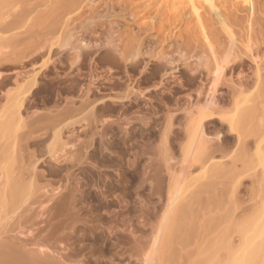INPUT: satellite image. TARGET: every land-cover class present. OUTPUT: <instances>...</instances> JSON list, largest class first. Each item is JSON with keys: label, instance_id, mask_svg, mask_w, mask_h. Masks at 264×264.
I'll return each instance as SVG.
<instances>
[{"label": "rangeland", "instance_id": "rangeland-1", "mask_svg": "<svg viewBox=\"0 0 264 264\" xmlns=\"http://www.w3.org/2000/svg\"><path fill=\"white\" fill-rule=\"evenodd\" d=\"M144 1L142 3V0H101L99 3H95V7L98 8L97 10H100L103 6L99 5L105 2V10H108L112 17V19L111 17L109 19L112 22H117L118 27H114L118 31L114 35L113 39L115 42H118L117 46L118 48L120 47V50H124L126 48V46L129 44L128 41L131 38H142L145 39V43L143 42L144 45H149L151 48L152 46H155L156 48L153 47V49L155 48L157 51L159 48V33L154 30H149L148 26L153 25L152 28H158L160 25L167 27L168 23L178 19L179 23H173L169 27V30H175L177 31V34H182L181 36L187 35L188 33L190 36L192 35L190 38L197 40V49L196 51L191 49V52L194 51L197 55H203L204 58L208 59V47L205 44L197 21L189 15L190 11L188 9L187 0ZM229 1L230 0H223L222 3L224 4L219 3V6L221 9L220 14H223L222 16L225 15L224 18L227 22V25L230 27L235 36V51H239V54L244 53L246 44L249 42V44H252L256 48L260 47L262 44V38L264 40V36H260L263 33L262 32L260 34V32L264 30V0H252V10L250 11L248 10V6L241 3L240 0H238V3L237 1H234L233 3ZM147 3H150V12H148L150 6L147 7ZM41 5L45 4L41 2ZM145 10L148 13L144 12ZM113 14H118L120 17L115 18L112 16ZM132 14L135 16L131 17ZM143 14H145V16ZM176 15H178V17L180 15L181 19H179L180 17L176 18ZM212 17L214 16H212L210 13L203 12L202 24L204 25L205 33L209 39L208 41L210 42L213 51L217 55H220L227 47L228 37L221 29L219 23L216 22V19H214L215 17ZM248 19L250 21H248ZM247 21L250 23V27L248 26L249 23ZM108 27L109 21L107 22L105 20V24H103L101 27L102 29L105 28V34L107 33ZM139 27L144 28L145 31L143 29H138ZM102 29H98L95 32L94 37H92L94 40L98 39L96 36L102 33ZM166 32L167 30L164 29L163 33ZM0 35L2 37L8 38H6V40H0V76L2 77H8L7 72L11 71L12 69H22L29 66L31 69L24 73L26 76L23 77V81H25L31 74L40 70L42 63L46 59L51 61L47 69L43 72L45 77L42 78L41 75L38 77V80L45 82V84L49 81H61V83L77 82L79 86H87L90 75H92L94 78L96 77L93 81V86L91 87L92 93L89 95L91 100L100 99L98 100L100 103L94 107L95 117L98 121L91 123L92 126L90 125L91 128L89 127L90 130L95 132L92 142V148H94L90 149L85 163L79 167L75 165L70 166L69 164L60 165L56 167H58V169L59 167H64L59 169L60 171L58 170L57 172L53 173L48 168H51L54 166V164H51V162L49 163V161L48 163H45L47 162L45 161L46 159L43 161L44 163H38L39 165L37 169L41 172L44 170V174L42 178L40 177L39 182L49 183L52 181L49 184H51L53 187H56L58 184H61L62 186V184H64V182L67 180L69 190L71 188L70 186H72V188L76 190L75 192V190L71 188V190L75 192V195L77 194L75 197L78 199L81 198L79 200L76 198L78 203H76L74 207L79 209L80 212L83 211L82 216H87L88 214L87 217L91 220L88 221V223H90L91 227V223L93 222L92 225L95 226L92 227L95 230H92V228H89L88 226V230L90 229V231L87 230L88 233H86V230H81L78 236L79 240L76 239L75 242L69 244H71L70 246L72 247L70 249L72 251L75 250L77 256L83 255L84 264H107L110 259H112L111 264H114V262H117V264H141V260L143 259L142 254L146 253L149 248H154V246L151 245L152 237L156 233V226L158 225L162 214L165 213L168 202L167 199L170 200V198L174 197L172 202L173 204L171 203L172 206L169 210V212H172V214L170 215L168 212L169 219L167 225H170L171 221L173 222V220H170V218L174 219V217L179 214V212H181L180 207L182 206L183 208L184 203L185 207L189 201L188 198H191L190 196L196 192L199 193V189L201 188L200 186L203 187V185L206 183L205 177L207 176V172L209 171L208 168L210 167L207 166V162L202 163V166L206 168L200 166L201 164L199 163L192 164L191 167L189 165L190 159H188L189 157L187 152L189 149H186L190 148V144H192L190 151L193 149L191 151L193 153L195 152L194 149L196 146L199 147V145L198 141L196 144V142L193 140H191L189 144L185 131L187 121L186 119H188L186 112L191 108V106H200V104L205 101V93L207 92L212 78V75L209 72H211L214 67L199 69V73L195 74V77L194 75L192 76L188 70L189 68H192L191 70H193L194 67H182L183 65H179L177 70H175L176 72L174 71L173 73L172 70L170 75L169 72H171V70L166 69V74L163 76L161 75L164 72L163 69L161 71V69L158 70V67H154L155 61L152 58L144 57L143 63L139 64L137 67H130L125 63H121V65H112L106 61L107 54L104 49L99 51L96 56H94L93 59L95 60L90 61V57L89 59L85 58L80 65H77L73 61V56L70 54L71 52L68 50L62 52L57 48L56 45L50 44L51 42L53 43L57 41L58 35L56 33L44 34L18 32L3 34L0 33ZM9 37H15L16 39L12 40L9 39ZM117 39L121 40L118 41ZM257 41L260 44H257ZM173 44L174 41L169 44H165L164 50H169L172 48ZM255 44L258 46H255ZM263 45L264 44H262L260 47V49L262 48L261 50L259 48L256 49L259 52H257L256 56H261L264 54ZM28 47H30V49ZM254 51H252V53H254ZM20 53L24 54L23 59L19 58ZM17 57L19 58L18 60H16ZM3 59L9 61H5ZM59 62L63 63L64 66L58 65ZM146 62L147 64H144ZM193 64H195V61H191V65ZM254 70V63L248 59L242 67H234L230 71L227 70V72L223 74V81H226L225 84L227 85L220 86L217 93L215 94L217 103L219 106H222V108L220 107L223 111H221L222 114H227L229 112L231 114L233 111V108L231 107L232 101L230 99L232 88L231 85H236L235 83L238 82L237 80L239 75H243L244 80L246 79L248 83L247 86H245L246 88L242 91L243 94H240L241 97L239 96L241 99L239 97L238 98L241 100V102L242 100H245V103L243 102L244 104L242 103V106L251 107L253 105L255 102V92L252 90ZM82 71H87V73ZM58 75H64V77L60 78ZM230 81L231 83H229ZM4 89L5 86L0 87V90ZM10 91L11 95H15V90L13 88L8 89L5 92V95L0 98L1 104L6 101V98L7 100L10 99V97H6ZM139 92H142L143 96H141ZM198 92H200V94ZM126 96L129 97L126 98ZM79 97H81V95ZM262 97L263 96H261L259 99L260 102L264 101ZM249 101L250 104H247L246 102ZM78 103L79 102L77 101L76 104ZM26 105L27 102L25 107ZM90 105L91 102L87 107ZM196 106H194V108L191 110V112L194 113L193 115H195V113L197 114ZM84 109L88 108L83 107V110ZM27 110L28 109L26 108V110L23 112L24 115H26ZM166 113L174 114L173 123L175 125V128L169 134L168 140L173 158V161L170 163L171 165L169 173L166 171L165 165L163 163L161 164L162 167L160 166L161 160H158V154L155 150V145L158 143L157 141L159 139V135L165 125ZM140 114L143 115L144 118L141 117ZM138 115H140V119H149V122L147 121L148 123L146 122L145 125L142 124L139 122L140 119L138 118ZM123 116H126L130 121V125L128 126L126 132L123 130ZM255 116L254 120H259V123L254 127H258L257 129L259 130V135L263 132V134L260 135L262 137L259 136V138H263L264 111L259 110ZM254 120L253 123L251 122L253 125L256 122H254ZM84 126L85 125L83 123H79L73 127L75 138L78 136L81 138L85 137L84 139L88 138L87 136H89L90 130L89 128H87L88 130L84 129ZM260 128L262 131H260ZM204 129L207 136L214 135L213 137H215L217 133L222 135L221 139L226 150L224 151V155H226V152L227 155L230 154L229 151L232 150L233 151L231 154L235 150L238 151L236 149L235 136L228 134L227 125L222 123L220 124V121L215 119L206 122L204 124ZM83 130H85V133ZM66 131L64 132V134L66 133L65 135L70 134L71 128L68 129L67 132ZM76 135L78 136L76 137ZM74 137L70 138V141H74ZM192 141L196 144L195 146L193 145L194 143ZM187 145H189V147ZM260 147V153H257L254 149V144L249 145V148L246 151L248 159H246V163L244 162L246 167L243 166V168L241 163H237L234 169H232V173L233 171L235 174L237 172L239 173H237L238 176L233 174V177H231V175L227 177L225 174H219V177H215L216 180L213 177H210L211 181H216L214 183L218 185V189L220 188L218 194L221 193L219 195H223L221 197L224 198L230 195L229 191L231 190L228 189H231L232 185L239 183L236 193L234 192L236 196L233 194L234 202L236 203L237 207L234 211V218L231 220V223L232 225H235V228L234 225H229L232 227L230 228L232 236L230 241L231 244L229 243V246H225L226 248L224 245H221L219 254L223 255H218V264H229V257L231 258L232 254L234 256L240 252L244 245L243 240L240 242L242 237L245 239L247 236L250 239H248L249 242L252 241L254 244L264 242V233L262 232L264 231V209L262 206V203L264 202V169L259 162V159L264 156V144H262ZM194 154L196 156L199 153ZM220 155L222 156V154L216 153L214 154V158L219 160L221 158ZM150 157L152 158L151 160H149ZM156 158L158 159L157 163L155 164L156 161H153V159ZM227 161L228 160H225L223 164L226 165L227 163V165H229V161ZM47 164L52 166L49 165L48 167ZM157 164H159L160 169H158L159 167ZM66 169H70L71 172L70 173L69 170H67V179L65 177ZM203 169H206L204 176ZM224 169L228 170V168ZM225 170L221 169L222 173H224L223 171ZM245 171L246 174L247 171H249L251 174L248 172L247 175H250L244 178L242 176L245 175ZM225 173L227 172L225 171ZM241 173H243V175ZM234 175L237 178H235ZM208 178L209 176L207 179ZM105 182L108 183L105 184ZM105 185L107 187H105ZM228 186L230 188H228ZM59 197L61 196L55 197L53 202L56 200L59 201L61 199ZM56 203L57 202H55V204ZM178 208H180V211ZM198 210H200V207ZM174 212L175 214L173 215ZM201 213L200 215L203 216V213L206 214L207 212L203 211V213ZM233 220L237 221L235 222ZM166 226L165 229L167 230L162 233V235H164V239L160 238V241L162 242L165 240V242L162 243L167 242L166 249H168V245L169 248H171L172 243L168 242L169 240L166 241V239H168L166 236L169 229L168 226L167 228ZM82 227L83 226L80 228L83 229ZM91 230L95 233H92ZM131 231L133 235L135 234L136 238L134 239L136 240L135 243L138 246L132 242L131 238L128 237V235L132 236ZM244 232H246L247 235ZM118 234L119 236L121 234L124 235L119 242L115 243ZM238 235L242 237L239 238ZM253 237L256 239H253ZM251 239L255 241L253 242ZM161 242L157 246L158 248H160V245L162 244ZM195 246V242L193 241L192 243L191 241V243H188V245L185 247L189 248L187 250H191V247L194 250ZM162 248L161 250H164V248ZM186 248L183 250H186ZM156 249L157 248L154 250ZM166 249L164 252L168 251ZM159 250L156 251V255L153 256L152 264H160V262L166 260V258L165 260L163 259L164 254H162V251L160 254H157ZM169 252L170 249L168 253ZM231 252L233 253L230 255ZM130 253L133 254V257L129 256ZM153 254H155V251ZM165 254H167V252H165ZM157 255L161 257H159L160 259L158 258L156 260L158 257ZM168 255H166L167 259ZM187 255L188 253H186L184 257ZM185 259L186 258H184V260ZM184 262H186V260ZM167 264L169 263L167 262Z\"/></svg>", "mask_w": 264, "mask_h": 264}, {"label": "bare ground", "instance_id": "bare-ground-1", "mask_svg": "<svg viewBox=\"0 0 264 264\" xmlns=\"http://www.w3.org/2000/svg\"><path fill=\"white\" fill-rule=\"evenodd\" d=\"M100 1L101 0H0V33H56L58 35L57 41L53 43L51 42L50 44L56 45L62 52L65 50L71 52L70 54L73 56V61L77 65H80L85 58L89 59L90 57V61L95 60L93 59L94 56L104 49L107 54L106 61L112 65H121V63H125L130 67H137L139 64L143 63L144 57L152 58L155 61L154 67H158L159 69H157H161V71L163 69L164 72L161 74L163 76L166 74V69L171 70V72H169L171 75L172 70L174 73L179 65H183L182 67H194L193 70H191L192 68L188 69L192 76L198 74L199 69L201 68L206 69V67H214V69L209 72L211 73L212 78L207 92L205 93L206 99L200 104V106L194 105L196 106L197 111V114L195 113L196 116L191 112L194 106H191L186 112L188 119H186L185 129L189 144L190 141L193 140L196 144L198 141L199 145V147L196 146L194 149L195 152L193 153L191 152L193 149L190 151L192 144H190V148L186 149H189L187 151L189 158H187L190 159V167L195 163H199L201 164L200 166H202V163L207 162L208 165H206L211 167V169L210 167H207L209 175L207 172V176L205 177L206 183L204 184L202 182L204 185L201 184L203 187L199 185L201 187L199 193L196 192L197 190L195 191L196 193H192L193 195L190 196L191 198H188L189 201L186 206L184 207V203L183 208L182 206L180 207L181 212H179L180 208H178L179 214L176 213V218L173 216L175 212L173 213L172 216L174 219L170 218V220H173L170 225H167L169 219L168 215L172 214L169 210L173 204L174 197L170 198V200L167 199L168 202L165 213L162 214L159 223L156 226V233L152 237L151 245L154 246V248L151 247L153 249L149 248L150 250L148 249L146 253L142 254L143 259L141 260V264H152L153 256L156 255V251L159 249L160 250L157 254H160L162 251V254H164L163 259L165 260L166 258L165 261L162 260L163 262H160V260V264H167V262L169 264H218L217 262L219 259L217 261V258L219 257L218 255H221L219 254L221 245L227 247L231 241V220L234 218V211L237 207L234 202V195L239 183L236 182L237 184L232 185L231 189H228L231 190L229 191L230 195L224 198L221 197L223 195H219L221 193L218 194L220 188L218 189V185L214 183L216 182L215 177H219L221 174H225L227 177L230 175L233 177L232 175L235 174V172L233 171L232 173V169H234L237 163H241L242 167L245 166L246 159H248L246 151L249 148V145L254 144V149L257 153H260V146L264 144V137L259 138L263 132L259 135L258 127H254L259 123V120H254L256 113H258L259 110L264 111V101H259L261 96H263L262 99L264 100V68H262L264 67V54L262 53L263 55L256 56L258 52L256 49H260L262 44H264V40L262 38V44L257 48L252 44H249L250 42L248 41L249 43L246 44V51L244 50V53H242L243 55L239 54V51V53L237 50L235 51V36L227 25L224 18L225 15L222 16L223 14H220L221 9L219 3L224 4L222 3L223 0H187L188 9L190 11L189 15L197 21L205 44L208 47V59L204 58L203 55H197L194 51V53L191 52V49L195 51L197 49V40L190 38L192 35L190 36L188 33L187 35L181 36L182 34L179 35L176 33L177 31L169 30V27L173 23H179L178 19L168 23L167 27L160 25L158 28H152V24H150L152 26H148L149 30H154L159 33V48L157 51L155 46H152L151 48L149 45H144L145 39L142 38H131L132 40L130 39L128 41L129 44L126 48L120 50V47L118 48L117 46L118 42H115L113 39L118 31L115 28L116 26L118 27V24L109 19L111 15L108 10H105V2L99 5L103 7H99L101 9L97 10L98 8L95 7V3H99ZM143 1L144 0H142V3ZM230 1L231 3L234 1H237L238 3V0ZM41 2L45 5H41ZM240 2L246 4L249 11L252 10V0H240ZM149 6L150 3H147V7ZM150 10L151 6L148 12H150ZM144 12H146V10ZM203 12L210 13L214 16L215 18H212L216 19V22L219 23L221 29L228 37L227 47L220 55H217L213 51L212 46L208 41L209 39L205 33L204 25L202 24ZM145 14L143 15L145 16ZM112 16L115 18L120 17L118 14H113ZM134 16V14L131 15V17ZM175 17H180L179 19H181L180 15L179 17L176 15ZM105 20L107 22L109 21V27L108 29L106 28V34L105 28H101L102 25L105 24ZM248 21L250 20L248 19ZM249 25L250 23L248 26ZM142 27H139L138 29L144 30ZM98 29H102V33L96 36L99 39H97V41L92 37H94L95 32ZM164 29L167 30L166 33H163ZM262 32L264 33V30H262L260 34ZM262 34L260 35L261 37L264 36V34ZM6 38L0 35V40H6ZM9 39L13 40L16 38L9 37ZM172 41H174L172 48L164 50L165 44H169ZM258 41L257 44L259 43ZM257 44H255V46ZM153 47L155 48L153 49ZM253 47L256 51L253 50ZM28 48L30 49V47ZM252 51H254V53H252ZM193 54H196L197 56H194ZM18 57L16 60L19 58L23 59L24 54L20 53V57ZM248 59L254 63L255 68L253 72L254 79L252 81V90L255 92V102L251 107L242 106L245 103V100H242L241 102L240 94L246 88L245 86H247L248 81L246 79L244 80L243 75H239L238 82L235 83L236 85L233 84V86L231 85L232 88L230 87L231 97H229L232 101L231 107L233 108V111L231 110V114L229 111L227 114H222V106H219L217 103L215 94L220 86L227 85L225 84L226 81H223V74L234 67H242ZM3 60L9 61L6 59ZM50 61L51 60L49 59L44 60L40 69L46 70ZM191 61H195V64L191 65ZM144 64H147V62ZM37 74V72L33 73L27 78V81L24 84L18 85L16 89H14L15 95H11L10 99L0 105V264H84L83 255L77 256L76 251L70 249L72 247L69 243H73L78 239L81 230H86V233H88V231H90V229L88 230L87 228L88 226L89 228H92V230H95L92 227L95 225H92V222L90 227L88 221L91 220L87 217L88 214L87 216H82L83 211L80 212L79 209L74 207L76 203H78L77 201L81 198L78 199L75 197L77 195H75L76 190L72 188V186L70 187L74 189L75 192H73L71 188L70 190L68 188V182L66 179L68 173L67 170L70 172V169H66V173L64 172L66 175V181L64 184H62V186L61 184H58V186L56 185V187H53L49 184L52 181L49 183L39 182L40 177L42 178L44 174V170L41 172L37 167L39 165L38 163L43 162L46 159L45 161L47 162L45 163H48L49 161V163L51 162V164H54V166L50 164L47 165L48 167L49 165L52 166L48 169L55 173L64 167L62 166L58 169L56 166L69 164L70 166L75 165L79 167L85 163L88 152L90 149L94 148H92V142L95 132L90 130V125L91 123L98 121L95 117L94 107L100 103V101H98L100 99L91 100V98H89V95L92 93L91 87L93 86V81L96 77L94 78L90 75L87 86L85 85L84 88H80V94L77 96L78 104H76V99L64 97L59 106L52 109L34 110L31 113L24 115L22 111L26 96L30 95L33 90L39 88ZM3 81L4 77L0 76V83ZM231 81L229 83H231ZM41 89L47 92L50 91L52 87L46 84ZM198 93L200 94V92ZM139 94L143 96L142 92H139ZM80 95L81 97H79ZM128 97L126 96V98ZM90 102L91 105L87 107ZM246 103L250 104V101ZM83 107L88 109L83 110ZM140 115H138V118ZM141 117H143V115H141ZM165 117L164 128L159 135L158 143L156 144L157 146L155 145V150L159 159L156 158L153 159V161L155 160L156 164L157 159L161 160L160 166L162 167L161 164L163 163L166 171L169 173L170 163L173 161V158L168 140L170 132L175 128L173 123L174 114L166 113ZM143 118H139V122L145 125L149 119L147 120ZM215 119L219 120L220 124L227 125L228 134L235 136L236 149L238 150L234 151L236 153L233 152L231 154L232 150L229 151L230 154L227 155L226 152V155H224V151L226 150L221 139V134L217 133L215 137H213L214 135H206L204 124ZM122 120L124 121L123 130L126 132L130 125V121L126 116H123ZM253 120L254 122L256 121L254 125L252 124ZM79 123L85 125L83 127L84 129L90 127V134L87 136L88 138L84 139L85 137L81 138L78 135H76V137L78 136L77 138L74 137L75 132L73 131V127ZM70 128V134L65 135L66 133L64 134V132L66 130L68 131ZM83 131L85 133V130ZM260 131H262V129ZM73 137L75 140L70 141V138ZM196 144L194 143L193 145L195 146ZM187 146L189 147V145ZM194 153L199 154L195 156ZM216 153L222 154V156L220 155L221 158L219 157V160L214 158V154ZM151 159L152 158L150 157L149 160ZM225 160L229 161V165H227V163V166L223 164ZM259 162L264 169V156L259 159ZM157 165L159 167V164ZM223 167L226 169L228 168V170H225ZM158 169H160V167ZM221 169L225 170L227 173H225V171L222 173ZM248 172L249 171H247V174ZM237 173L235 175L238 176L239 173ZM241 174L243 175V173ZM247 174L245 171V175L242 177L245 178L251 173L249 175ZM204 175L205 173L203 176ZM208 176L209 178L207 179ZM210 177H213L215 180L213 179L214 181H211ZM235 178L237 177L235 176ZM106 183L108 182H105V184ZM105 187L107 186L105 185ZM228 188L230 187L228 186ZM57 196H61L59 197L61 199L59 201L56 200L55 202L57 203L55 204L53 200ZM262 204L264 209V202ZM199 207L200 210H198ZM203 211L207 213L205 214ZM201 212L204 214L203 216L200 215ZM166 225L169 229L166 236L168 239H166V237L165 239L172 243L171 248H169L168 245V249H166L167 242L162 243L165 242L162 233L167 230L165 229ZM81 226H83V229L80 228ZM92 230L91 232L95 233ZM262 232L264 233V231ZM123 235L124 234H121L119 236L118 234L119 237H122L119 238L117 236L115 243L119 242L123 238ZM131 235L132 236L128 235V237L131 238L134 244H136V240L134 239L136 238L135 234L133 235L132 233ZM241 237L242 236H239V238ZM255 237H253V239ZM160 238H163L162 242L160 241ZM248 239L247 236L245 239L243 237L241 238L240 242H242V240L244 242L243 248L237 253V255L233 256V252L230 253V255H232L231 258L229 257L228 259L229 264H264V242L260 241L261 243L254 244L252 241H250V243V239ZM159 241L162 243L161 245H163H160V248L157 247L160 244ZM191 241L192 243L194 241L196 246L194 250L192 247L191 250H187L189 248H186L185 246L188 245V243H191ZM254 241L255 240H253V242ZM162 247L164 250L166 249L169 251L170 249V252L168 253V251H165L167 252V254H165L164 250H161ZM184 247L186 250H183L185 249ZM155 248L157 249L154 250ZM154 251L155 254H153ZM185 251L188 253L189 256H187L190 259H188L187 256L184 257L186 255ZM132 255L133 254L131 253L129 254L130 257H133ZM166 255H168V259ZM157 256L156 260L161 257L159 255ZM183 257L186 258V262H184L185 260ZM111 260L112 259H110V262L108 261V263L111 264ZM115 263L117 264V262H114V264Z\"/></svg>", "mask_w": 264, "mask_h": 264}, {"label": "flooded vegetation", "instance_id": "flooded-vegetation-1", "mask_svg": "<svg viewBox=\"0 0 264 264\" xmlns=\"http://www.w3.org/2000/svg\"><path fill=\"white\" fill-rule=\"evenodd\" d=\"M58 65L64 66L63 63L59 62ZM31 67H24L22 69H12L11 71L7 72L8 77H4V81L0 83V87H4V90H0V98H2L5 95V92L8 89H16L18 85L24 84L27 80L23 81V77L26 76L24 74L28 70H30ZM45 70L40 69L37 71V81L39 84V88L37 90H33L30 95L26 96V99L23 103V111L22 113L28 109L27 113H31L34 110H43V109H52L56 106H59V104L62 103V100L64 97H71L76 99L77 102V96L80 94V88H84L83 85H78L77 82H68V83H61L57 81H49L48 85L52 87L50 91H43L41 88L45 86V82H41L38 80V77L41 75L42 78L45 77L44 72ZM84 73H87V71H82ZM32 75V74H31ZM30 75V76H31ZM60 78H63L64 75H58ZM21 79V80H19ZM90 79V78H89ZM23 81V82H22ZM10 84V85H8ZM11 96V91L7 94L6 97ZM7 100V98H6ZM27 102V105L25 107V104ZM5 103V102H4ZM1 104V102H0ZM3 104V103H2ZM1 104V105H2Z\"/></svg>", "mask_w": 264, "mask_h": 264}]
</instances>
